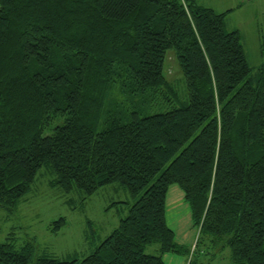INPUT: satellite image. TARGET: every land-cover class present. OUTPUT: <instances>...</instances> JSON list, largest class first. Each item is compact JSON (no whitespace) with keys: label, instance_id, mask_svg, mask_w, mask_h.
I'll use <instances>...</instances> for the list:
<instances>
[{"label":"trees","instance_id":"obj_1","mask_svg":"<svg viewBox=\"0 0 264 264\" xmlns=\"http://www.w3.org/2000/svg\"><path fill=\"white\" fill-rule=\"evenodd\" d=\"M232 12L196 0H0V208L12 211L43 168L66 194L117 183L135 200L81 262L34 264H193L211 247L264 264V64L250 67ZM170 51L183 95L165 74ZM172 185L195 245L168 225ZM0 264L32 258L8 238Z\"/></svg>","mask_w":264,"mask_h":264},{"label":"rangeland","instance_id":"obj_2","mask_svg":"<svg viewBox=\"0 0 264 264\" xmlns=\"http://www.w3.org/2000/svg\"><path fill=\"white\" fill-rule=\"evenodd\" d=\"M244 2L243 9L231 7L234 12L227 18V29L241 32L247 61L251 68L257 69L264 64V0ZM165 74L168 81L183 95L184 76L173 51L168 52ZM160 109L159 105L153 107L155 111ZM52 179L51 171L43 168L31 192L12 211L0 208V244L12 238L17 251L30 254L32 264L43 257L81 262L119 227L135 200L125 187L117 183L105 186L85 198L80 192L66 194L59 188H51ZM174 187L181 191L177 185ZM186 205L179 200L173 212L168 210L167 222L175 232L177 241L186 238L195 245L198 230L193 228ZM61 218H64L65 224L56 230L54 223ZM199 248L204 249L201 243ZM146 253L158 254L156 246L148 247ZM179 257L184 258L183 264L189 263L188 258ZM166 261L169 264L167 258ZM193 264L234 263L230 248L220 250L211 247L204 255L195 258Z\"/></svg>","mask_w":264,"mask_h":264},{"label":"crops","instance_id":"obj_3","mask_svg":"<svg viewBox=\"0 0 264 264\" xmlns=\"http://www.w3.org/2000/svg\"><path fill=\"white\" fill-rule=\"evenodd\" d=\"M196 1H197V3L199 5L204 6V7H208V8H212L213 10H215L218 13H225V12H227L229 10H233V12H234V9L231 8V7H235L236 6V8L238 10H240V9H243L244 6H245L244 0H196ZM219 7H223V9H227V10H220ZM228 16H227V18H228ZM174 186L175 185H172L169 188V191H168V194H167V199H166V218H167L168 210L171 209V211L173 212L174 211L173 207H175V204L179 203V200L182 201V203H186L187 204V202L185 201V198H184V193L181 192L178 188H175ZM186 206L188 207V210H189L190 216H191L190 207H189L188 204ZM176 213H177V211H176ZM176 213H175V216H176ZM175 237H176V234H175ZM187 240L188 239L185 238V239H181V240H178V241L176 240V241H177V243H179L181 245H187V246L188 245H192V243H191L192 240L190 242L187 241ZM181 241H183V242H181ZM166 258L169 261V264H183L184 263V260H183L184 258H181V257L176 256V255H172V254L171 255L165 254L163 256V260H164L165 264H168V262L166 261Z\"/></svg>","mask_w":264,"mask_h":264}]
</instances>
